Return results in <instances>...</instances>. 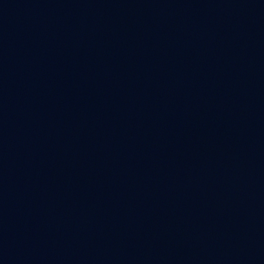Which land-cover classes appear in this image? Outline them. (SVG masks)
<instances>
[{
	"label": "water",
	"instance_id": "1",
	"mask_svg": "<svg viewBox=\"0 0 264 264\" xmlns=\"http://www.w3.org/2000/svg\"><path fill=\"white\" fill-rule=\"evenodd\" d=\"M0 264H264V0H0Z\"/></svg>",
	"mask_w": 264,
	"mask_h": 264
}]
</instances>
